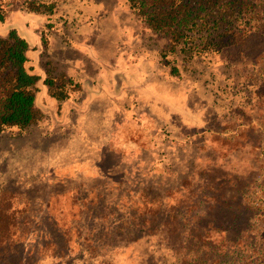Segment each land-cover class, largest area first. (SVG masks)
Instances as JSON below:
<instances>
[{"label":"rangeland","instance_id":"obj_1","mask_svg":"<svg viewBox=\"0 0 264 264\" xmlns=\"http://www.w3.org/2000/svg\"><path fill=\"white\" fill-rule=\"evenodd\" d=\"M31 1L0 0L5 14L0 37L13 30L28 44L26 69L38 77L34 106L39 114L27 130L0 133V188L6 186L15 198L13 221L25 216L29 223L23 243L25 252H34L31 264L55 261L54 247L44 248L35 228L50 220L79 226L66 229L64 260L81 264L86 262L81 235L95 224L81 212L93 207L107 215L93 228L115 219L112 214L120 210L113 181L133 190V180H142L146 191L194 207L190 192L197 191L199 171L223 159L235 141L240 119L231 106L243 102L244 76L213 56L194 54L185 61L180 52L165 53V40L145 27L125 0H38L37 12L28 10ZM256 63V72L264 74V57ZM201 114L208 118L199 122L204 127L197 123ZM249 116L263 143L262 109ZM248 135L243 158L259 175L243 198L253 210L264 205V168L258 170L260 143L255 145L249 130ZM170 211L166 220L175 223L178 214ZM196 216H179L183 230L197 225ZM94 260L88 263H102ZM137 262L117 253L111 264Z\"/></svg>","mask_w":264,"mask_h":264},{"label":"trees","instance_id":"obj_2","mask_svg":"<svg viewBox=\"0 0 264 264\" xmlns=\"http://www.w3.org/2000/svg\"><path fill=\"white\" fill-rule=\"evenodd\" d=\"M37 1L28 4L30 12L40 10L33 6ZM125 1L145 27L165 40V53L180 52L185 61L194 54L197 58L213 56L220 66L241 73L244 99L240 105L231 106V113L240 119L234 128L237 134L234 133L231 149L223 159L212 160L199 171L197 191L190 192V197L197 200L194 207L183 204V199L174 205L168 198L146 191V187H140L144 185L142 180H133V190L123 189L122 181H113L120 210V214H112L115 219L102 223L99 229L93 228L107 215L96 214L93 207L81 212L95 222L90 231L81 235L86 244V262L81 264H90L94 258L101 264H111L113 254L117 253L128 254L129 260L137 258V264H264V205L252 210L243 198L259 175L255 166L249 164L252 161L243 157L249 149L245 143L248 130L256 136L255 145L259 142L260 131L249 114L259 108L264 115V74L255 70L256 59L264 57V0ZM4 20L0 6V22ZM27 49V42L13 30L0 37V133L11 129L22 132L39 118L34 106L38 77L26 69ZM177 71L172 67V73ZM252 72L259 77L258 81ZM45 82L54 85L52 79ZM254 105L257 107L246 110ZM207 119L206 115H197V123H207ZM257 149L261 159L258 170H263L264 142ZM5 187L0 188V264H31L34 257L30 255L34 252H25L23 243L29 223L25 216L13 221L18 211L10 203L15 198ZM178 190L183 196V187ZM188 195L189 191L184 198ZM122 199L128 203H122ZM172 208L178 214L175 223L166 220ZM188 212L197 215V225L186 232L179 216ZM43 224L37 223L35 228L41 235V245L54 247L52 264H71L64 260L68 248L66 229L72 231L79 226L71 222L65 226L55 220ZM61 238L60 244L55 243ZM38 248L39 243L35 245ZM37 254L35 251L36 262Z\"/></svg>","mask_w":264,"mask_h":264},{"label":"built area","instance_id":"obj_3","mask_svg":"<svg viewBox=\"0 0 264 264\" xmlns=\"http://www.w3.org/2000/svg\"><path fill=\"white\" fill-rule=\"evenodd\" d=\"M264 191V190H263ZM262 197H264V196H262Z\"/></svg>","mask_w":264,"mask_h":264}]
</instances>
